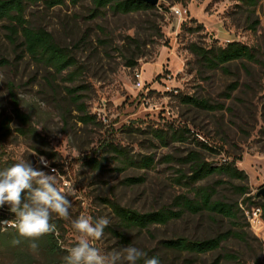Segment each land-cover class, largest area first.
<instances>
[{"label": "rangeland", "instance_id": "obj_1", "mask_svg": "<svg viewBox=\"0 0 264 264\" xmlns=\"http://www.w3.org/2000/svg\"><path fill=\"white\" fill-rule=\"evenodd\" d=\"M92 8L91 0H64L52 8L32 5L26 13L31 27L47 30L76 57L81 69L74 81L68 71L57 74L33 60L24 52L23 38L13 44L9 22H0V171L22 159L47 174L55 169L57 187L69 194L72 205L67 220L52 214L56 233L35 241L20 238L11 227L0 230V264H49L50 259L65 264L67 249L78 243L72 221L81 214L94 222L109 219L103 237L91 241L103 253L134 246L160 264H213L224 253L239 259L222 258L219 264H264L263 211L260 222L253 221V209L264 202L258 196L264 188V0L254 7L244 0H159L149 10H106L90 19ZM234 41L247 45L256 60H235L212 70L189 49L192 43L211 48ZM74 87H80L79 104L67 92ZM12 94L28 124L17 117ZM80 103L93 117L90 122L81 120ZM114 148L136 164L128 165ZM192 154L213 166L234 164L246 175L214 174L195 184L214 189L215 200L237 206V222L186 212L166 225L124 226L109 201L146 214L178 210L179 197L194 198L192 188L176 180L192 175ZM148 158L151 166H142ZM129 178L142 181L129 184ZM21 195L25 200L27 190ZM15 219L8 205L0 207V226ZM228 231L245 239L231 236L205 254L163 245L178 237L205 240ZM14 239L21 242L13 245ZM47 239L54 243L48 254ZM33 242L36 249L30 247Z\"/></svg>", "mask_w": 264, "mask_h": 264}, {"label": "trees", "instance_id": "obj_2", "mask_svg": "<svg viewBox=\"0 0 264 264\" xmlns=\"http://www.w3.org/2000/svg\"><path fill=\"white\" fill-rule=\"evenodd\" d=\"M78 2L79 0H72ZM93 8L89 15L90 19L101 17L105 14L106 10H111L115 13L128 14L131 12L145 11L154 8L153 5L142 0H91ZM261 0H244L249 6H257ZM43 3L47 8H52L57 5L64 4V0H0V22L8 21L7 26L9 35L8 38L13 44H17L20 37L23 38L21 43L24 47V52L27 53L37 63L44 65L57 74H62L68 71V78L74 81L79 77L81 67L78 64L76 57L65 47L60 46L54 36L45 29L34 28L28 24L26 19L27 9L32 5H38ZM190 51L198 57L200 63L208 69H225L223 66L235 60L246 59L254 61L255 54L245 44L234 41L228 43L226 47H211L206 48L200 46L197 43H192L189 46ZM80 87L68 88L67 92L71 96L72 100L79 104L81 97L77 94ZM16 104V115L24 123L28 124V116L19 110V102L16 95L12 94ZM185 102L202 107L212 108L207 102L193 97H185ZM81 110L84 112V116L81 118L84 122H90L92 116L86 113L84 103H80ZM2 127L7 128L6 123H2ZM156 136L166 144L167 138L162 134L156 132ZM174 140H180L181 137H172ZM118 157L127 162L128 165L136 164L132 159L128 160V156L118 148L113 149ZM193 160L192 175L187 176L181 174L177 178L178 183H184L192 188L194 192V198L190 199L185 196L179 197L175 204L179 207L178 210L171 208H163L158 211L141 214L135 210L121 207L116 202L109 201V204L121 221V223L129 228L145 229L155 224L166 225L171 220H177L183 217L186 212L192 214H200L203 212L213 213L216 215H222L231 221L237 222L240 209L232 204L225 203L223 201L215 200V190L210 187H195V184L202 179H205L211 175H226L231 178L244 179L245 174L239 170L234 164H224L220 166H213L212 164L203 162L197 158L196 155H191ZM152 158H148L143 161L142 166H151ZM142 179L129 178L127 182L129 184H135L141 182ZM243 194L245 191L242 192ZM249 200V199H248ZM261 208L264 216V202L261 204ZM4 218V217H2ZM122 236V234H120ZM234 236L240 239H245L244 235L237 232L228 231L218 236L205 240H191L185 237H178L163 242L164 247L178 251L189 252L195 254H205L208 252H214L218 250L222 242L226 241L229 237ZM45 242V251L51 253L54 243L47 239ZM48 244V245H47ZM43 249V246L41 247ZM238 261L239 257L235 254L224 253L220 255L213 264H219L221 259ZM49 264H57L55 260H48Z\"/></svg>", "mask_w": 264, "mask_h": 264}, {"label": "clouds", "instance_id": "obj_3", "mask_svg": "<svg viewBox=\"0 0 264 264\" xmlns=\"http://www.w3.org/2000/svg\"><path fill=\"white\" fill-rule=\"evenodd\" d=\"M52 172L47 174L23 159L0 171V207L8 205L16 216L15 220L4 221L0 230L6 231L11 227L20 238L35 241L45 234L57 232L56 225L50 223L53 213L59 218L69 219L72 207L66 198L69 194L57 187L55 169ZM25 190L28 195L22 201L21 194ZM109 223L106 217L94 222L91 216L84 214L73 220L78 243L67 249L65 264H137L141 258H144V264H160L155 257L145 258L146 254L134 246L103 253L91 241L100 240ZM20 242V239L12 241L13 245ZM30 247L36 249L38 245L33 242Z\"/></svg>", "mask_w": 264, "mask_h": 264}, {"label": "built area", "instance_id": "obj_4", "mask_svg": "<svg viewBox=\"0 0 264 264\" xmlns=\"http://www.w3.org/2000/svg\"><path fill=\"white\" fill-rule=\"evenodd\" d=\"M176 13L177 14H181V11L180 10H176ZM261 215H262V208L260 206L259 207H255L253 209V221L259 223Z\"/></svg>", "mask_w": 264, "mask_h": 264}, {"label": "water", "instance_id": "obj_5", "mask_svg": "<svg viewBox=\"0 0 264 264\" xmlns=\"http://www.w3.org/2000/svg\"><path fill=\"white\" fill-rule=\"evenodd\" d=\"M142 1H145L147 3H149L150 5H153V6H156L158 4V1L159 0H142ZM258 196H264V188H262L260 190V192L258 193Z\"/></svg>", "mask_w": 264, "mask_h": 264}]
</instances>
